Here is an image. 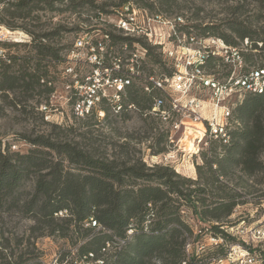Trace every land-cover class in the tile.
I'll list each match as a JSON object with an SVG mask.
<instances>
[{
  "label": "trees",
  "instance_id": "trees-1",
  "mask_svg": "<svg viewBox=\"0 0 264 264\" xmlns=\"http://www.w3.org/2000/svg\"><path fill=\"white\" fill-rule=\"evenodd\" d=\"M53 1L14 2L0 9V24L13 29V18L28 19L42 5L52 8ZM131 1L149 10L156 5V14H165L176 0H119L116 5ZM208 1H235L233 10L245 2L254 4L256 13L253 21L257 26L234 18L223 23L222 27L204 25L200 27V33L202 38L215 36L226 45L238 48L244 61V72L251 68L264 69V64L248 66L247 63L252 62V53H245L237 46L243 39L245 44L249 43L250 50H261L264 46V0ZM108 5L111 3L97 5L94 0H68L66 8L86 6L97 10L98 17L100 13L108 12ZM32 27L39 25L32 24ZM59 28L41 33L26 30L34 37L33 56L14 51L7 53L8 47L18 49L26 44L0 43L5 56L0 57V96L9 106L24 104L35 93L49 94L52 91L51 79L46 77L41 61L47 58L61 63L64 59L60 58L57 49L41 43L38 38L49 40L58 34ZM105 34L111 45L126 43L130 46L133 40H138L146 49L145 57L160 63L159 59L151 56V47L139 39ZM109 54L104 53L103 62L107 61ZM119 54L120 49L116 56ZM144 58L134 66L143 74L148 70L146 75L153 77L152 71L143 67ZM220 65H224L223 58L209 54L204 68L218 78L215 68ZM170 72L168 69L166 74ZM140 76L130 78L131 82L119 92L120 110L115 111V104L101 98L84 118L98 120L96 113L101 110L104 121H107L109 117L126 115L127 106L132 105L140 116L153 123V128L156 122L161 121L149 110L161 93L154 88L144 90V84L148 82ZM71 88V101L74 102L77 90ZM10 92H17L18 96L8 100L7 93ZM88 120L82 124L87 128L85 130L92 124ZM51 127L46 134H37L33 138L23 136L30 145L24 152L10 150L9 145L1 148L0 144V215L16 214L32 222L27 229V238H14L15 245L26 241L33 246L31 238L56 236L77 246L74 261L79 264H204V253H198L197 247L209 235L217 241L213 249L217 257L224 258L227 245L238 241L255 259V264H264L261 243L241 241L227 231L239 222L232 221L231 215L238 205L245 203L240 190L249 193L254 184L249 180L253 178L262 183L264 178V91L260 94L245 93L231 109L226 137L212 136L200 145V163L194 165L193 178L181 175L169 165L146 164L130 155L126 141L114 143L110 154L100 153L78 142L60 138L55 131L60 129L59 125L52 124ZM86 133L83 131L81 135ZM163 139L164 135L156 138L157 142ZM161 152L164 148L156 149L154 154ZM259 197L263 210L264 190ZM59 212L62 215H58ZM0 264L45 263L32 251L14 254L10 240L0 233Z\"/></svg>",
  "mask_w": 264,
  "mask_h": 264
},
{
  "label": "rangeland",
  "instance_id": "rangeland-1",
  "mask_svg": "<svg viewBox=\"0 0 264 264\" xmlns=\"http://www.w3.org/2000/svg\"><path fill=\"white\" fill-rule=\"evenodd\" d=\"M118 1L119 0H94V3L97 5L103 2L108 4L111 3V5L106 7L108 12H102L98 14V17L96 16L97 10H91L86 6H78L75 9L66 8L68 0H55L52 2V8H48L47 5H42L40 9L33 11L28 19H12L14 28L7 29L21 32L24 35L22 38L26 39L28 42L21 43L26 45H20L18 49L8 47L7 53L14 51L18 54L33 56L34 51L32 49V44L34 43V37L27 31L41 33L52 31L60 27L58 34L54 35L53 38L49 40L38 39L41 43L48 44L54 49H57L60 58H63L64 61L57 63L48 61L47 58L41 61V65H44L43 67L47 73L46 77L51 79L52 91L49 94L42 93L37 95L35 93L34 96L27 99L24 104H19L16 107L9 106L4 101V98L0 96L1 148L9 145L10 150L24 152L30 145L27 140L22 138L23 136L33 138L37 134L49 133L52 128L51 125L56 124L59 125L61 129H55V131L59 133L60 138L78 142L79 145L94 149L95 152L110 154L114 143L126 141L130 148V155L142 159L146 164L169 165L181 175L193 178L195 177L194 165L195 163H200V145H197L193 152L183 151L180 146L182 129L175 132L173 126L170 125L171 122H156L157 124L151 128L153 123L148 118L146 119L140 116L134 108L127 109V114L124 116L109 117L107 121L103 119V111L102 114H99L101 110H97L96 113L98 120H96V118L88 120V118H84L85 116H75L72 112L73 101H71V97L73 96L71 85L74 83V79L86 78L89 76V73L94 72L97 66L96 64V66L93 65L94 63L92 62L94 58L92 55H89L88 49L74 48V42L77 38L85 37V39L88 40L102 42L105 40V32L112 35L124 36L116 27V23L120 17L126 15L124 6L132 4L135 8L145 9V17L135 10L134 17H136V21L149 29L153 35L154 33L160 35L162 41H164L166 45H169L167 40L169 29L167 25L165 26L156 22L147 21L151 15L156 14V5L153 6L152 10H149L138 7L132 3V1L117 6L116 4ZM12 3L14 2L1 4L0 9L9 7L13 5ZM235 5V1L176 0L169 8L168 13L159 15H162L166 20L175 21V24L178 26H176L175 29L181 31H178L179 33L192 35L196 38H202L200 27L209 24L220 25V27H222L224 25L223 23L234 18L252 26L258 25L253 21V16L256 13L254 4L245 2L242 5L240 4L237 10H233ZM33 17L37 19L31 20ZM32 24H38L39 27L33 28ZM134 34L135 36L132 38L139 39V41L150 46L151 56L154 59H159L160 63L151 62L147 56L145 57L144 54L146 49L138 43V40H133L130 46L126 43L114 44L113 52L108 55V59L105 62H103L105 58L103 53L100 57L101 64L99 71H101L102 64L112 66L118 63L122 68L128 63L130 58L135 59L133 54L136 55L137 59L143 60L145 57L143 67H145L146 70L149 69L152 71L151 75L153 77L160 76L168 71L169 67L160 48L149 43L143 36L136 33ZM210 37L216 40V46L220 47L222 45L220 42L222 41L221 39L215 36ZM105 43H108V41L106 40ZM245 43L246 40L243 39L238 42L237 46L245 53H252V62L250 64L247 63V65L258 66L264 64V46L261 50H250L249 43ZM259 45L261 44L259 43ZM140 47L143 48L144 51ZM119 49L121 50V54L116 56ZM138 63H140V61H138ZM215 69L218 70L219 76L217 75V77L220 79L223 77L225 78L230 72H233L234 75L239 73V70L240 73H244L242 69H235L231 64H225V62L224 65H220L219 68ZM136 72L135 73L139 76L142 74V76H140L141 78H148L146 75L148 70L144 74L139 70H136ZM207 72L210 73L209 71ZM115 75H117V73H115ZM214 76L216 77V75ZM135 77L136 75L134 74L132 78L134 79ZM43 80H46L45 77H43ZM43 80H41L42 83H44ZM104 88L105 94L109 98L115 95L113 88L106 85H104ZM15 95L18 96L17 92H15V94L12 92L7 93L8 100L14 98ZM22 105L24 106L22 107ZM204 115H206V112ZM87 120L91 121L92 124L88 127V130H85L87 128H83L82 124ZM172 120L175 121L176 119L173 118ZM69 126L71 128H68ZM189 126L190 125L187 127ZM83 131H87V133L81 135ZM158 135H164V139L160 142L156 140ZM195 137L196 135H194L193 139H195ZM160 148H164V152L154 154V151ZM262 159H264V154H262ZM263 181L264 178L262 183H257L251 178L249 183L254 184L252 186V191L249 193H245L239 189L240 192L243 193L242 197L245 203L238 205L234 209L231 215L232 221L245 219L246 224L264 226V219H262L264 213L259 205V195L264 190ZM58 215L62 214L58 213ZM31 224L32 222L30 220L16 214L0 215V233L3 237H7L10 240V249L13 250L14 254L32 251L34 254H38V258L45 264H79L77 260L74 261L77 246H72L66 240L56 236L31 238L30 242H33V246L27 244L26 241H22V244L18 246L15 245L13 241L14 238L23 237L24 240L27 238V235H29L27 229ZM235 227L237 228V225ZM235 227L232 228V231H230V229L227 231L232 233ZM235 237L241 241L245 240L243 236ZM216 242L217 241L210 238L209 235H206L202 243L197 247L198 253H204V264H217L215 262L217 252L213 250L215 249L214 245ZM230 245L242 247L238 241H235L227 245V250H229Z\"/></svg>",
  "mask_w": 264,
  "mask_h": 264
},
{
  "label": "built area",
  "instance_id": "built-area-1",
  "mask_svg": "<svg viewBox=\"0 0 264 264\" xmlns=\"http://www.w3.org/2000/svg\"><path fill=\"white\" fill-rule=\"evenodd\" d=\"M17 1L19 0H0V6L3 3ZM124 8L126 15L118 19L116 27L125 37L132 38L136 33L143 36L149 43L158 46L171 70L170 74L165 73L146 79L148 83L144 84V90L148 91L149 88H154L161 93L160 98L154 99L149 113L157 116L161 122H171L170 125L173 126L175 132L182 129L181 135L185 132L187 124L200 123L201 128L198 130L201 131V135L193 139L195 147L202 143L205 144V141L212 136L226 137L228 117L236 102L240 101L245 93L260 94L264 91V69L251 68L244 73H240L239 70V73L235 75L230 72L225 78L218 79L204 68L209 54L221 56L225 64H231L235 69H243L244 61L238 48L226 45L220 40L222 45L218 47L213 38H196L192 35L179 33L175 29V21L166 20L159 14L151 15L147 21L167 25L169 45H166L160 35L155 33L153 35L149 29L136 21L135 10L143 16L145 9L135 8L132 4L125 5ZM104 38L105 40L101 42L81 37L74 42L75 49H88L89 55L94 58L93 65H97H95L94 72L89 73V76L82 81L74 79L72 87L77 90V95L72 104V112L75 116L88 115L101 98H107L115 104V111L120 110L119 92L124 89L134 74L137 76L134 65L138 63L139 58L137 59L135 54H133L135 59L130 58L128 63L122 67L123 69L118 63L112 66L102 64L101 71H99L101 55L105 52H113L110 38L107 34H104ZM106 40L108 43H105ZM24 42L28 41L6 33L5 27L0 24V43ZM141 49L144 51L143 48ZM0 57H5L3 49H0ZM104 85L113 88L115 95L109 98L105 94ZM131 108L134 107L127 106V109ZM204 111L206 115H204ZM99 114H102V111ZM173 118L176 120L173 121ZM262 201L264 203V197ZM59 214L62 213L59 212ZM262 219H264V215ZM231 235L243 236L247 243H261L264 246V226L246 224L245 220H240ZM215 262L217 264L256 263L247 250L238 245H230L226 256L224 258L217 257Z\"/></svg>",
  "mask_w": 264,
  "mask_h": 264
},
{
  "label": "bare ground",
  "instance_id": "bare-ground-1",
  "mask_svg": "<svg viewBox=\"0 0 264 264\" xmlns=\"http://www.w3.org/2000/svg\"><path fill=\"white\" fill-rule=\"evenodd\" d=\"M5 30H6V33L12 34L16 38L24 37V35L19 31H9L6 28H5ZM188 125H190V126L185 129V132L183 133V135L180 139V146L183 149V151H185V152H193V151H195V146L193 144V138H194V135H196V136L201 135V131L198 130L201 128V124L200 123H193V124H187L186 126H188Z\"/></svg>",
  "mask_w": 264,
  "mask_h": 264
}]
</instances>
